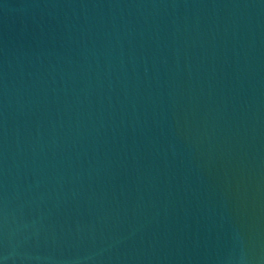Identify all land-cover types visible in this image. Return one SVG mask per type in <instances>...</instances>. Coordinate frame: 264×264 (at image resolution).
I'll use <instances>...</instances> for the list:
<instances>
[{
    "label": "water",
    "instance_id": "water-1",
    "mask_svg": "<svg viewBox=\"0 0 264 264\" xmlns=\"http://www.w3.org/2000/svg\"><path fill=\"white\" fill-rule=\"evenodd\" d=\"M0 264H264V0H0Z\"/></svg>",
    "mask_w": 264,
    "mask_h": 264
}]
</instances>
